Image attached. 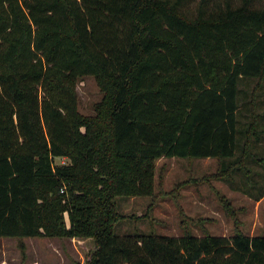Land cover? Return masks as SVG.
I'll use <instances>...</instances> for the list:
<instances>
[{"label":"trees","instance_id":"obj_1","mask_svg":"<svg viewBox=\"0 0 264 264\" xmlns=\"http://www.w3.org/2000/svg\"><path fill=\"white\" fill-rule=\"evenodd\" d=\"M186 1L0 0V238L91 239L86 264H264L224 196L230 237L115 233L117 198L155 196L164 158L217 159L212 178L264 197V0Z\"/></svg>","mask_w":264,"mask_h":264},{"label":"rangeland","instance_id":"obj_2","mask_svg":"<svg viewBox=\"0 0 264 264\" xmlns=\"http://www.w3.org/2000/svg\"><path fill=\"white\" fill-rule=\"evenodd\" d=\"M199 1L187 0L182 3L181 12L196 18ZM221 1L212 0L210 5ZM77 90L80 111L85 115L93 114L95 103L102 98L95 77L80 79ZM55 162L64 164L69 160L57 158ZM165 167V177L161 180L160 173ZM253 167L254 170H262L255 164ZM219 169V161L212 158L159 160L155 196L117 198L119 210L125 218L116 225L115 233L119 236L154 233L181 237L188 228L197 236L210 233L230 237L236 232V222L234 217L225 214L220 199L224 196L235 210H242L237 218L243 233L264 235V197L259 201L254 199L245 190L243 182L238 187L226 180L212 178ZM95 248V242L91 239L0 238V264H86Z\"/></svg>","mask_w":264,"mask_h":264},{"label":"crops","instance_id":"obj_3","mask_svg":"<svg viewBox=\"0 0 264 264\" xmlns=\"http://www.w3.org/2000/svg\"><path fill=\"white\" fill-rule=\"evenodd\" d=\"M162 160V159H161ZM166 168V167H165ZM166 172V171H165ZM164 180V179H163ZM261 200V199H260Z\"/></svg>","mask_w":264,"mask_h":264}]
</instances>
